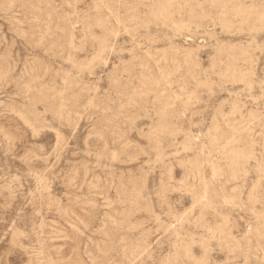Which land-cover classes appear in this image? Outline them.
<instances>
[{
  "label": "rangeland",
  "instance_id": "1",
  "mask_svg": "<svg viewBox=\"0 0 264 264\" xmlns=\"http://www.w3.org/2000/svg\"><path fill=\"white\" fill-rule=\"evenodd\" d=\"M0 264H264V0H0Z\"/></svg>",
  "mask_w": 264,
  "mask_h": 264
}]
</instances>
